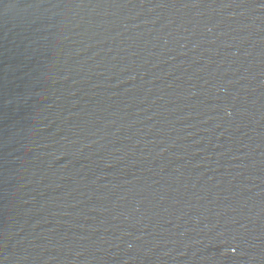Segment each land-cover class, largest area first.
I'll return each instance as SVG.
<instances>
[{
    "label": "water",
    "instance_id": "95a60500",
    "mask_svg": "<svg viewBox=\"0 0 264 264\" xmlns=\"http://www.w3.org/2000/svg\"><path fill=\"white\" fill-rule=\"evenodd\" d=\"M0 264H264V0H0Z\"/></svg>",
    "mask_w": 264,
    "mask_h": 264
}]
</instances>
